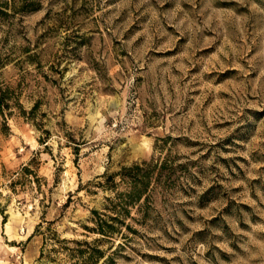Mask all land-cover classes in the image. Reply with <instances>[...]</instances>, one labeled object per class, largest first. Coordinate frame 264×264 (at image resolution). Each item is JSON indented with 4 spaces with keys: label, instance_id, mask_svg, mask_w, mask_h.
Returning <instances> with one entry per match:
<instances>
[{
    "label": "rangeland",
    "instance_id": "obj_1",
    "mask_svg": "<svg viewBox=\"0 0 264 264\" xmlns=\"http://www.w3.org/2000/svg\"><path fill=\"white\" fill-rule=\"evenodd\" d=\"M15 1L0 264H264V0ZM167 136L187 177L156 195L155 223L129 242L93 232L103 175Z\"/></svg>",
    "mask_w": 264,
    "mask_h": 264
},
{
    "label": "trees",
    "instance_id": "obj_2",
    "mask_svg": "<svg viewBox=\"0 0 264 264\" xmlns=\"http://www.w3.org/2000/svg\"><path fill=\"white\" fill-rule=\"evenodd\" d=\"M23 1L26 2V0ZM25 6L23 5L20 11H25ZM16 9L15 0L12 3L11 0H0V17L10 15L9 11H16ZM36 9L33 7L29 11ZM10 100L8 90H5L0 84L1 114L4 115L5 110L11 108ZM169 139L171 136L158 139V142H163L162 145H159L161 152L159 158L136 162L129 166H123L118 172H106L103 175L105 182L102 185L105 190L110 191L111 195L106 197L104 211L93 210L94 226L91 227L93 232L108 239L120 234L125 240L124 242H129L131 241L129 233L139 234L141 229L155 223L154 200L156 195L170 192L180 184L182 178L187 177L188 164L177 163L176 157L169 152L163 153ZM169 150L167 149V151ZM182 170L185 174L178 175V172ZM136 225H139L141 229ZM95 252L89 258L90 260L94 258L99 260L104 257V253L99 249H95ZM41 256H43V252ZM110 259L112 258L109 256L105 263H108Z\"/></svg>",
    "mask_w": 264,
    "mask_h": 264
}]
</instances>
